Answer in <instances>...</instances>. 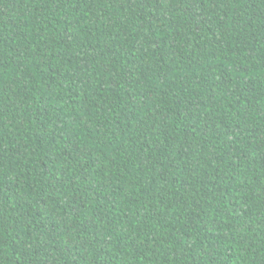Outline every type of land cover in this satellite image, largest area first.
<instances>
[{
    "label": "trees",
    "instance_id": "trees-1",
    "mask_svg": "<svg viewBox=\"0 0 264 264\" xmlns=\"http://www.w3.org/2000/svg\"><path fill=\"white\" fill-rule=\"evenodd\" d=\"M0 264H264V0H0Z\"/></svg>",
    "mask_w": 264,
    "mask_h": 264
}]
</instances>
